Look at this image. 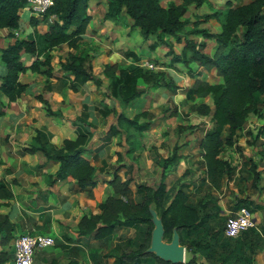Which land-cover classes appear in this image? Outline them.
I'll return each mask as SVG.
<instances>
[{
  "label": "trees",
  "instance_id": "16d2710c",
  "mask_svg": "<svg viewBox=\"0 0 264 264\" xmlns=\"http://www.w3.org/2000/svg\"><path fill=\"white\" fill-rule=\"evenodd\" d=\"M97 1L104 2L107 6L104 20L117 23L124 16H129L132 19L131 28L138 29L145 38L155 36L156 42L151 45L153 48L156 49L159 45L173 46L170 37L182 45L181 51L175 53L174 57L177 62L188 68V74L194 79L193 85L187 90V97L210 96L213 101V108L208 103L201 102L196 106V110L199 115L210 116L213 122V127L200 139L199 148L205 166L204 180L213 188L220 190L224 178L234 172V167L228 159L222 157V152L225 146L234 144L236 132L244 127L251 113L259 110V103L264 96V0H249L247 3L237 5L234 4L235 0H227L225 10L215 9L210 13L196 15L195 20L187 17L190 6L194 4L199 8L208 0H179L180 3L171 0L167 6L162 4V0ZM26 4L27 0H0V29L8 28L9 35L15 38L13 43L0 48V59L6 67L5 72H0V92L8 102L17 101L26 92L29 85L21 80V75L27 71L41 74L48 79L55 76L52 52L63 44L73 50L68 52L67 59L60 61L59 67V70L64 72L63 76L69 80L67 81L70 88L77 91L89 81L98 87L101 86L103 80L94 73L93 56L89 51L81 49L84 38L97 32L93 25V15L89 13L90 0H54L53 5L43 16L30 17V24L33 26L49 21L48 30L41 34L29 33L22 36L24 29L21 11ZM54 17L55 19H51ZM211 19L220 22L219 32L200 27L203 22ZM16 31L22 32L21 37ZM196 35L216 40L213 55L205 52L206 42L195 39ZM25 54L32 56V61L28 65L25 63ZM192 63H197L204 69L199 71L193 69ZM213 69L222 77L221 82L211 83L206 79L205 72ZM145 73L142 66L122 64L118 61L107 63L103 69V74L112 85V95L120 101L123 108L118 114L117 123L112 126L105 138L111 139L125 131L129 139L130 153L143 148L140 134L150 129L152 125L150 120L144 119L149 115L147 110L142 109L146 92L139 88L140 81H146ZM166 76L162 71L150 72V84L155 88H166L173 93L184 87L182 79ZM36 97L42 102L48 115H58L47 98L42 94ZM0 106L1 118L5 114L2 110L5 105L0 102ZM86 109L84 104L83 113L77 119L84 127L86 122L83 114ZM112 111L113 109L109 108L103 113L109 116ZM176 112L173 113L174 116L179 115ZM83 126L79 124L76 138H66L61 145L53 144L46 131L37 129L32 142L24 148L25 154H40L47 162L59 164L57 171L50 175L51 183L72 177L80 191H92L100 184L112 187L113 194L98 204L100 213H88L81 217L78 223L79 233L92 234L99 239L110 236L120 226L135 227L138 224H147L143 241L136 247L135 243L131 245V239L128 240L126 247L130 248L117 256L119 261L139 263L153 260L152 262L159 264H172L146 252L154 227L149 205L155 201L157 211L165 225V239L170 240L174 228L177 227L182 244L193 253L189 263L197 264L195 247L185 241L182 232L194 229L205 218L201 216L196 206L189 203L187 193L178 190L165 206L168 187L164 180L158 188L138 185L134 191L131 187L132 178L123 179L119 174V169L123 165L117 167L111 179L102 183L96 177L97 167L84 156L93 133ZM178 128L179 132H183L186 128L192 131L196 126L180 124ZM134 131L140 134L135 135ZM261 131H264V128ZM180 148L181 145L177 143L171 154L164 159L165 174L170 166L178 164L183 158L179 152ZM14 182L0 177L1 199L8 201L14 199L12 186ZM136 193L141 194L140 200L136 199ZM237 203L234 211L241 206H248L251 201L245 198L239 199ZM3 204L6 203L0 202V206ZM259 207L256 205L248 209L255 212ZM158 209H161V212ZM17 230V223L13 222L8 214L0 212V264L13 260ZM249 230L237 237L245 234L244 238H241L244 240L242 243H239L240 239L236 240L235 246H230L229 243L224 247V250L228 251L227 256L234 257L232 258L234 264H252V254L262 242V236L257 229ZM261 231L264 236V227ZM217 233L214 230L211 237L215 238ZM209 245L210 241L202 243V247ZM245 247L250 254L246 252ZM213 248L212 250L216 252L217 247L214 245ZM207 257L209 260L214 255L210 254Z\"/></svg>",
  "mask_w": 264,
  "mask_h": 264
},
{
  "label": "crops",
  "instance_id": "0c3cea01",
  "mask_svg": "<svg viewBox=\"0 0 264 264\" xmlns=\"http://www.w3.org/2000/svg\"><path fill=\"white\" fill-rule=\"evenodd\" d=\"M226 1L227 0H208L207 3H204L199 7L202 8V13L200 12V14H198L203 15L206 13H210L212 12V9H214V7H217L218 9V7L222 6V4ZM243 1V3L249 2V0ZM170 2L171 0H162V4L164 6H167ZM175 2L180 3L179 0H175ZM193 6L195 5L192 4L190 8ZM208 6L210 7V9L206 10V7ZM106 11L107 8L103 4V2L90 0L89 13L93 15V25L96 28L97 33H95L94 35L86 36L83 42H90V44L92 45V39H98V33L106 32V29L112 24L111 26H113V28H118L114 29V31H117L121 37H123L124 35L125 40L121 44H127L128 46L132 47L134 39L128 37L126 29L124 28L125 26H114L115 22L104 20ZM21 16L26 20L23 21V35L29 33L41 34L45 33L48 30L49 22L47 21L41 22L37 26H33L30 24V17L32 16L30 11L22 9ZM126 19L129 24H132V19L129 16H126ZM192 20H195V18L193 17ZM101 22L104 23L100 24ZM200 27L208 28L215 33L221 30V24L216 19H211L208 22H203ZM202 40L206 42L205 52L208 55H213L217 44L216 40L212 38H204L203 36ZM14 41L15 38L9 35L8 28L0 29V48H5ZM62 46L65 47L68 52L73 51L66 44H63ZM116 48L119 47L117 46ZM210 48L212 49L210 50ZM157 49H159V47ZM93 50L94 49H90L89 53L93 56V64L96 66L98 65L99 67V69H97V71L99 72L98 74L97 71H95L96 67L94 68V73L99 78H102V76L99 74L103 73L104 66L107 63H114L117 61L122 64L134 63L133 56H128L127 58L125 57L126 59H120V56H123L122 50L115 51V55L110 54L105 50L96 54V52ZM156 51L157 50H155V52ZM55 52H58V49L52 52L54 54L52 63L54 66V60L57 59L59 63L58 69H56L54 66L55 76L44 83V90L35 92L33 90L34 82L24 81L22 79V76L24 74H22L21 80L28 83L29 85L26 92L15 102H8V99L3 95L2 92H0V102L4 103L5 105L2 107V110L5 112L2 117L10 114L11 116L15 117V114H17L18 116H22L23 118H25L27 116H31L32 114H34V112L43 114V120L39 119V121L34 123V127L36 128V130L42 129L46 131L50 135V141L53 144L61 145L66 138H76L79 126V123H76L77 119L83 113L84 104L87 105L89 103L88 98H90V100L92 99L93 101V98L88 96L91 95L90 93L88 94V92L89 89L94 85H90L91 83H93L91 81L87 82L80 88L81 92H84L85 97L82 100L79 97H77L76 100H72V93L74 90L70 88L68 82L69 80L63 76L64 72L59 70L60 61H64L65 57L61 58L60 56H56ZM31 61L32 56H30L29 54H25V63L28 65L31 63ZM144 64L145 63H142L140 66L144 67ZM192 64L191 67L193 68ZM185 68L188 73V68L186 66ZM193 69H197L199 71L203 70L204 67L200 66V69ZM5 70L6 69L4 67V64L0 59V72H5ZM170 70L174 71L175 68L166 69L164 67L163 69H159L155 72H169ZM29 73L34 74V72H31L30 70L25 74L28 75ZM171 76L175 79L182 78L175 76L172 73ZM206 79L211 83H218L223 80L222 77L216 74L215 69H213L212 71H208V76L206 77ZM193 83L194 79L190 81L189 87L187 89L185 88L186 90L184 95L178 94V92L173 93V95L170 97L172 102L180 104L181 102H184V99H193L187 97V90L193 85ZM181 89H184V87ZM166 90L167 92H170V90ZM38 94H42L50 101L52 109L58 112V115L50 116L47 114L42 102L39 101L36 97ZM164 94L168 95V93ZM196 98L198 99L199 97ZM206 98H209L211 102H201H206L213 108L214 106L212 98L210 96ZM122 110L123 108L121 106L118 114L121 113ZM252 114L254 116H257L256 113H251L247 118V121L252 116ZM15 118L17 119L18 117L16 116ZM34 118L35 117H33L32 119L34 120ZM111 123L115 125L117 122L115 123L114 121H110L108 123V126ZM180 124L185 123L180 122ZM246 124L241 130H238L236 132V135L234 137V144L225 146L222 152V157L230 161V163L234 167V172L231 176H226L224 178V183L221 188V190L224 191L222 194H220L218 204L223 209L221 213L232 211L237 214L243 211H247L253 215L256 222V229L262 236V242L257 245V247L255 248V252L252 254V264H264V236L262 235L261 231V229L264 227V131H246L249 129L247 128L248 126H246ZM36 130L33 131L30 136L22 131H0V177H4L8 181L14 182L15 180L12 185L15 197L10 201L0 198V202L6 203L0 206V212L8 214L13 222H19L20 220H23L26 223V226L32 227L33 229L37 227H44L46 228L47 232L52 233L57 239V243H55L56 245L42 248L41 250L37 251L34 257L33 264H159L157 262H152L149 260H145L144 262L139 263L119 261L117 255L111 251L116 250V248L120 246L126 247L129 239L136 238L134 233L136 230L133 227H117L110 236L99 239L95 238L92 234L81 235L79 233L78 223L84 214L101 212L98 204L110 195L108 194L109 188L113 192V189L110 185L100 184L92 191H80L78 190L76 180L72 177H68L63 181L51 183L50 175L54 174L57 171L59 164L47 162L41 155L44 158V161L42 160V162L38 164L39 169H37L36 167H33L37 163L29 161V159L27 158L31 155L38 154H26V157L24 156L20 159V163L18 161L15 162L9 160L5 161V163L1 161L3 159V153L21 148V143L22 145H24V143L28 141V138L29 140H32L36 134ZM103 131H99L98 133H96L94 135V138L101 139L102 137H105L106 135L101 137L98 136V134ZM152 132L156 131H144L142 133L143 136L140 135V139L143 145L142 147H147L149 145L160 147L164 141H167L166 137L163 136V131H157L158 133L155 134V138H153L152 140ZM206 132L207 130L204 132L203 136ZM122 134L124 136V134L126 133ZM190 136L191 135H189L188 138ZM203 136H201L200 139ZM22 138H26L27 141L22 140ZM115 138H117V136H114L111 139ZM171 138L175 140L173 146L179 143L182 146L181 148L187 147L183 145L182 142H179V135L174 134L173 136H171ZM96 146L97 145H94L93 149H95ZM91 154L94 155L95 152ZM84 156L92 162V157H89L87 155ZM183 159L184 157L181 159L182 162ZM118 164L120 166V164L123 163L119 162ZM8 167H11L12 169L15 168L16 170L10 171ZM16 178L18 179V181H16ZM123 178L125 179V177ZM245 198H248L251 201V203L248 204L249 207L254 208L256 205L260 207L255 212H250L248 206H241L237 211H234L235 209L231 207L234 202L237 203L239 199ZM16 203H18L19 205V213H14L15 215H13V207ZM17 231H19V229ZM13 263L14 257L13 260H10L6 264ZM197 264L211 263H209L205 257H199L197 259Z\"/></svg>",
  "mask_w": 264,
  "mask_h": 264
},
{
  "label": "rangeland",
  "instance_id": "374dc122",
  "mask_svg": "<svg viewBox=\"0 0 264 264\" xmlns=\"http://www.w3.org/2000/svg\"><path fill=\"white\" fill-rule=\"evenodd\" d=\"M243 2V0H236L234 4H242ZM103 4L106 6L104 2ZM207 9L209 10L210 7H206V10ZM214 9H217V7H214ZM214 9H212V11ZM218 9L225 10L226 4L223 3L222 6L218 7ZM200 12L202 13V8L193 6L189 8L187 16H189L191 19L193 17L196 19V15H199ZM51 19H55V17ZM23 21H26L24 17H22V25ZM102 23L104 22H101L100 24ZM111 25L106 29V32L98 33V39H92V45L90 44V42H83L84 45H82L81 49L83 51L94 49L93 51H95L96 54L104 50L108 51V53L110 54H114L115 51L122 50L123 56H120V59H126L130 55L133 56L134 63L132 64L134 65L140 66L145 62L154 64L155 68H149L148 66L143 67L146 71V81L141 80L139 88L145 90L146 97L142 104V109L147 110L149 113L148 117H145L144 119L150 120L152 122L150 129L146 131H156L152 132L151 134L152 140L153 138H155V134L158 133L157 131H163V136L166 137L167 141H164L160 147L149 145L147 147L145 146L141 148L140 150H137L134 153H130L129 139L126 132H123L126 133L124 134V136L123 134L117 135V138L115 139H108L105 137H102L101 139L94 138V135L99 131H103L108 126V123L110 121H114L115 123L117 122L118 111L121 108L120 101L112 95V85L110 84L109 79L105 77L103 73H100L99 75L102 76L103 83L99 87L96 86V84H90L94 86L89 89L88 94L90 93L91 95L88 96L92 97L93 101L92 99L90 100V98H88L89 103L86 105L87 109L83 114V119L86 122L85 125H87L85 126L86 129H89L93 133L92 138L87 146V150L86 152H84V155L92 157V162L98 169L96 177L102 183L113 177L112 174L117 170L119 162L123 163L120 164L123 166L119 169V174L122 178L125 177V179H128L130 177L132 178L131 187L134 189V191L137 190L138 185H148L154 188H158L161 182L164 180L167 183L168 187V196L165 201V206L168 205L169 201L174 197L175 193L178 190L181 189L185 191L189 197V203L196 206L200 210L201 216L205 218L203 221L201 220V222L194 229L189 231L185 230L182 232L185 241L195 247V256L197 257V259L199 257L206 258L207 255L212 254L214 255L212 259L208 260V257L206 258L211 264H234V261L232 259L234 257L229 258V256H227L228 251H225L224 247L229 245V243L230 246H235L236 240L239 241L241 238H244L245 234L237 239H230V237L225 235L224 228L227 217L233 214V212L231 211L227 213H221L223 209L218 204V201L220 199V194H222L224 190H217L204 180L205 166L203 164L201 150L199 149L200 137L203 136L206 130L213 127V122L211 121L209 116H200L196 110V106L201 101L211 102V100L209 98L202 99L199 97L197 99L195 97L193 99H184V102L176 104L172 102L170 98L173 95L172 91L167 92L165 88H155L152 86V84H150V72H155L159 69H163L164 67L166 69L175 68L174 71L170 70L169 72H164L167 75L166 78L171 76V73L175 76L182 77V83L185 86L184 89H180L178 91V94L184 95L185 90L190 85V81L193 80V78H191L187 73L185 66H183L182 63L177 62L174 57L175 53H179L181 51L182 45L175 42L172 37H170V40L173 42V46L169 47L167 45H159V49H157L158 47L155 49L151 45L156 42V37H143L138 29L131 28V24H129L126 16H124L117 23H115L114 26H125L124 28L126 29L128 37L134 39L133 46L131 47L127 44H121L125 40L123 33V37H121L117 31H114V29L118 28H113V26ZM190 28L191 26L188 27V29ZM195 39H197L198 41H203L201 35H196ZM117 46L119 48H116ZM57 49L58 52H55V55L60 56L61 58L65 57V59H67V49L63 46H60ZM211 49L212 48H210V50ZM155 50L157 51L155 52ZM58 65V60L55 59L54 66L56 69H58ZM93 66L94 68L96 67L95 71L99 69L98 65L96 66L93 64ZM192 66L193 68L200 69V66H198L197 63H193ZM98 73L99 72L97 71V74ZM205 73L206 76H208V72ZM22 79L26 82H34L33 90L35 92L44 90L43 85L47 80H49L38 73H29L28 75L24 74L22 76ZM80 92V89H78L77 92L73 91L72 100H76L77 97L82 100L85 95L84 92ZM164 93H168V95H165ZM261 99L262 100L259 103V110L256 112L257 116H254L252 114V116L248 119L246 126H248L247 128L249 129L246 131H261V129L264 128V96H262ZM109 108L113 109V111L109 116H105L103 111ZM175 111H177L176 113H178L179 115L174 116L173 113H175ZM15 115L18 117L17 119L15 118L16 116L13 117L11 116V114L0 118V131H22L30 136V134L36 130V128L34 127V123L43 118V114H39L38 112H34V114L31 115L32 117L27 116L25 118H23L22 116H18L17 114ZM33 117H35L34 120L32 119ZM180 122L185 123L184 125L194 124L196 128L192 131L190 128H186L184 130L185 132L183 131L179 133L178 127L180 125ZM76 123H79L81 126H83L81 122ZM138 134L140 133L135 132V135ZM174 134L179 135V142H182L183 145L187 147L181 148V150L179 151L184 157L183 162L180 161L178 164L170 166L168 172L165 174L163 162L164 159L171 154L172 147H174L173 145L175 140L171 138V136H173ZM140 135L143 136L142 134ZM189 135L191 136L188 138ZM22 140H26V138H22ZM27 140L24 145H22L21 143V148L3 153V159L1 161L5 163V161L9 160L15 162L18 161L20 163V159L24 156L26 157V154L24 153L25 146L29 145L32 141L29 140V138ZM94 145H97L95 149H93ZM93 152H95L94 155L91 154ZM27 159H29V161L36 162L37 164L33 167L39 169L38 164H40V162H42L44 158L40 154H38L31 155ZM8 169L10 171L16 170L15 168L12 169L11 167H8ZM16 181H18V179ZM108 191V194L113 193L110 188ZM136 199L140 200L141 194L136 193ZM237 204L238 203L234 202L231 207L235 209ZM158 210L159 212H161V209ZM12 213L13 215H15L14 213H19L18 203H16L13 207ZM16 223L19 229V231H17L16 233L17 236L28 233H44L52 235L55 238V236L52 233L47 232L46 228L44 227H37L33 229L32 227L26 226V223L23 220H20ZM146 227L147 224H138L137 226L133 227L136 230L134 232L136 238H131V245H134L133 243H135L136 247L139 246V244L143 241V234ZM253 228L256 229V226L250 228V230H252ZM214 230H216L218 233L217 235L215 234V238H212L211 236L212 234H214ZM55 240L57 243L56 238ZM207 241H210V245L207 247H202V243H206ZM240 241L241 242L239 243H242L244 240L241 239ZM198 243L200 244L198 245ZM214 245L217 247L216 252L212 250L214 249ZM129 248L130 247L122 248L121 246L116 248V250L111 251L114 252L117 256H120L122 251H126ZM225 249L227 250V247ZM245 249L246 252L250 254L247 247H245ZM192 256L193 253L187 251V261H189Z\"/></svg>",
  "mask_w": 264,
  "mask_h": 264
},
{
  "label": "built area",
  "instance_id": "2783aa9c",
  "mask_svg": "<svg viewBox=\"0 0 264 264\" xmlns=\"http://www.w3.org/2000/svg\"><path fill=\"white\" fill-rule=\"evenodd\" d=\"M54 0H27L23 9L30 11L33 16L41 17L51 7ZM17 35L22 34L16 31ZM144 66L155 68L153 63L145 62ZM256 225L253 215L247 211L231 214L227 217L224 233L228 237L237 238L245 231ZM56 240L52 235L38 234H21L17 236L14 242V263L15 264H33L34 257L39 249L55 245ZM184 264H190L185 261Z\"/></svg>",
  "mask_w": 264,
  "mask_h": 264
},
{
  "label": "water",
  "instance_id": "95a60500",
  "mask_svg": "<svg viewBox=\"0 0 264 264\" xmlns=\"http://www.w3.org/2000/svg\"><path fill=\"white\" fill-rule=\"evenodd\" d=\"M114 124L111 123L98 136L107 135ZM152 215L153 229L151 233V242L146 249L147 253H152L165 262L172 264H184L186 261L187 247L181 242V235L177 227L174 228L170 240L165 239V225L162 216L157 211V205L153 201L149 205Z\"/></svg>",
  "mask_w": 264,
  "mask_h": 264
}]
</instances>
